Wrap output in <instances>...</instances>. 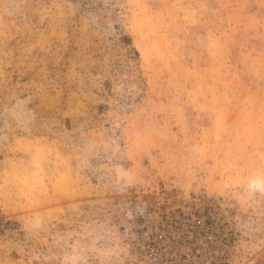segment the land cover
I'll return each mask as SVG.
<instances>
[{
    "label": "rangeland",
    "instance_id": "rangeland-1",
    "mask_svg": "<svg viewBox=\"0 0 264 264\" xmlns=\"http://www.w3.org/2000/svg\"><path fill=\"white\" fill-rule=\"evenodd\" d=\"M175 207L176 264H264V0H0V264H138Z\"/></svg>",
    "mask_w": 264,
    "mask_h": 264
},
{
    "label": "built area",
    "instance_id": "built-area-1",
    "mask_svg": "<svg viewBox=\"0 0 264 264\" xmlns=\"http://www.w3.org/2000/svg\"><path fill=\"white\" fill-rule=\"evenodd\" d=\"M179 208H166L156 215V223L153 224L152 218L144 228L134 233L131 248L139 260L138 264H176L189 259L186 245L176 244L175 240L185 233L170 225L173 218L185 213L182 207Z\"/></svg>",
    "mask_w": 264,
    "mask_h": 264
}]
</instances>
